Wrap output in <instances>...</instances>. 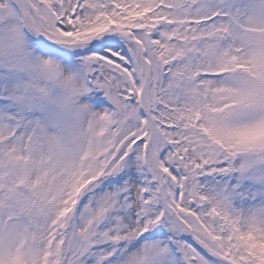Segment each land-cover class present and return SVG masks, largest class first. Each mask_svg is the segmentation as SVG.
I'll return each instance as SVG.
<instances>
[{
	"label": "snow or ice",
	"instance_id": "snow-or-ice-1",
	"mask_svg": "<svg viewBox=\"0 0 264 264\" xmlns=\"http://www.w3.org/2000/svg\"><path fill=\"white\" fill-rule=\"evenodd\" d=\"M0 264H264V0H0Z\"/></svg>",
	"mask_w": 264,
	"mask_h": 264
}]
</instances>
